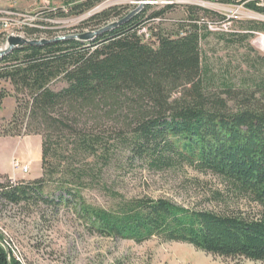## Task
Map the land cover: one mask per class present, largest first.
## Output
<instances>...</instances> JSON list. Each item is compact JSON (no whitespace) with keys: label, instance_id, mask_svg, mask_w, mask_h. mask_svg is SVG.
<instances>
[{"label":"trees","instance_id":"trees-1","mask_svg":"<svg viewBox=\"0 0 264 264\" xmlns=\"http://www.w3.org/2000/svg\"><path fill=\"white\" fill-rule=\"evenodd\" d=\"M98 1L66 0L65 10L46 9L21 31L30 39L51 36L47 19L87 11ZM212 1L242 4L264 15V0ZM124 8L110 6L83 24L106 25ZM150 8L145 4L92 39L25 44L0 56V81L12 86V92L0 91V99L12 96V121L42 138L41 176L26 183H0V196L15 204L30 198L54 205L77 203L87 229L104 236L138 243L155 237L212 255L264 263V72L235 80L228 69H210L200 51V41L210 34L236 42L264 31V23H250L244 33L213 32L198 14L215 13L190 7L176 31L153 33L152 45L144 39L142 26L159 19L165 9L146 16ZM5 41L2 32L0 45ZM117 150L148 170L189 167L210 172L225 183V191H213V197L223 199L227 192L259 209L250 215L185 207L164 197L125 198L101 177ZM95 182L118 198L116 208L82 197L81 190ZM46 185L55 186L58 200L46 196ZM0 264L21 263L0 244Z\"/></svg>","mask_w":264,"mask_h":264},{"label":"rangeland","instance_id":"rangeland-1","mask_svg":"<svg viewBox=\"0 0 264 264\" xmlns=\"http://www.w3.org/2000/svg\"><path fill=\"white\" fill-rule=\"evenodd\" d=\"M65 1L0 0V33L3 32L5 38L8 35L25 36L21 31L23 25H33L46 9L65 10ZM82 1L85 0H69L73 4ZM145 4L151 5L146 16L154 10L165 9L159 19L142 26L144 39L149 38L148 41L152 45L154 38L152 39L151 35L176 31L181 21L186 20V11L190 7L217 14H203L197 10L200 11V19L214 23L211 27L213 32L244 33L246 25L264 23V15L260 13L232 5H220L212 0H101L87 11L47 19L50 26L46 27L53 32L51 36L44 34L41 37L94 31L105 25L83 24L94 13L114 5L125 7L121 15L111 18L107 24L139 6L140 11ZM166 5L171 7L165 8ZM219 16L225 19L221 20ZM262 37V30H256L247 39L236 42L221 39L217 33L210 34L200 41L203 63L216 73L228 69L230 76L235 80L259 77L264 72V47L258 43ZM4 46L5 42L0 48ZM260 57V60L257 59ZM249 60L254 61L255 66H251ZM60 86L62 84H56L54 87ZM1 90L12 92V86L9 82L1 80ZM14 108L15 100L12 96L0 99V137L15 138H0V170L11 172L12 162L18 161L20 165L27 164L29 171L23 173L20 169H15V175L0 174V183H10L11 179H14L13 184L21 181L26 183L41 176V135L18 128L17 121H12ZM16 132H20L19 135H15ZM56 137L57 141L61 138L57 135ZM16 140V156L11 160L8 151ZM125 158L126 155L118 150L113 151L108 164L102 167L101 176L108 188L125 198L164 197L185 207L214 211L234 209L250 215L259 209L247 199L234 197L226 194L227 192H224L223 199L213 197V191H225V183L210 172L200 173L189 167L148 170L140 161L131 162ZM100 164L102 165V162ZM107 191L102 188L101 183L95 182V185L82 189L81 195L93 205L116 208L118 198H114ZM45 194L53 201L58 200L59 192L54 185H46ZM62 196L71 199L68 195ZM0 235L4 241L3 245L0 244L6 250L9 249L21 264H264L244 257L212 255L187 243L161 241L155 237L138 243L116 236H104L87 229L79 207L74 202L63 201L54 205L30 198L26 203L15 204L0 196Z\"/></svg>","mask_w":264,"mask_h":264},{"label":"water","instance_id":"water-1","mask_svg":"<svg viewBox=\"0 0 264 264\" xmlns=\"http://www.w3.org/2000/svg\"><path fill=\"white\" fill-rule=\"evenodd\" d=\"M139 9H140V6L120 20L110 22V23L106 24L105 26H103L99 29H96L94 31L84 32V33H75V34L73 33V34H68V35H60V36H55L52 39H47V38L30 39V38H27V37L22 36V35H8L6 37L5 46L3 48L2 47L0 48V56L10 52L15 47H20V46H23L25 44L40 45V44L48 43L50 41H57V40H62V39H67V38L79 39V40L92 39L96 35L100 34L101 32L109 30V29L117 26L118 24L122 23L124 20H126L128 17L133 15ZM0 243L3 245V241L0 240Z\"/></svg>","mask_w":264,"mask_h":264},{"label":"built area","instance_id":"built-area-1","mask_svg":"<svg viewBox=\"0 0 264 264\" xmlns=\"http://www.w3.org/2000/svg\"><path fill=\"white\" fill-rule=\"evenodd\" d=\"M219 4H220V5H225V4H223V3H219ZM226 5H232V4H226ZM260 5H262V2L260 3ZM232 6L237 7V8L242 7V8H244V9H247V8H245L242 4H239V5H232ZM247 10H249V9H247ZM250 11H251V10H250ZM252 12H253V11H252ZM212 24H214V23H210V22H209V27H210V28L213 26ZM12 169H13V171H14L15 169H20L23 173H27V172L29 171V166H28L27 164H25V165H20L18 161H13V162H12ZM13 182H14V179H13V180L11 179V182H10V183H13Z\"/></svg>","mask_w":264,"mask_h":264},{"label":"crops","instance_id":"crops-1","mask_svg":"<svg viewBox=\"0 0 264 264\" xmlns=\"http://www.w3.org/2000/svg\"><path fill=\"white\" fill-rule=\"evenodd\" d=\"M0 138H2V139H7V140H15V138L14 137H0ZM17 142L16 143H13L12 142V146H11V149H10V151H8V153H10V157H11V160L16 156V154L14 153V151H15V147L17 146V143H18V140H16ZM11 160H10V162H11ZM14 171H13V169L11 168V172H8V171H2V170H0V174H5V175H9V176H12L13 174L15 175V173H13ZM19 178H21V177H19Z\"/></svg>","mask_w":264,"mask_h":264},{"label":"bare ground","instance_id":"bare-ground-1","mask_svg":"<svg viewBox=\"0 0 264 264\" xmlns=\"http://www.w3.org/2000/svg\"><path fill=\"white\" fill-rule=\"evenodd\" d=\"M203 4V3H202ZM264 37H262V38H260L259 40H258V43L262 46V47H264V39H263Z\"/></svg>","mask_w":264,"mask_h":264}]
</instances>
